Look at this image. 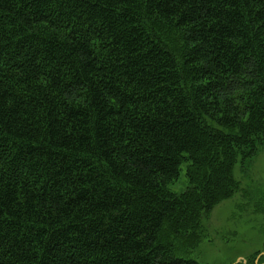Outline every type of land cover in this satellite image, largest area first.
Here are the masks:
<instances>
[{"label":"trees","instance_id":"1","mask_svg":"<svg viewBox=\"0 0 264 264\" xmlns=\"http://www.w3.org/2000/svg\"><path fill=\"white\" fill-rule=\"evenodd\" d=\"M263 146L264 0H0V264H200Z\"/></svg>","mask_w":264,"mask_h":264},{"label":"rangeland","instance_id":"2","mask_svg":"<svg viewBox=\"0 0 264 264\" xmlns=\"http://www.w3.org/2000/svg\"><path fill=\"white\" fill-rule=\"evenodd\" d=\"M185 166L168 188L180 193L188 184ZM239 188L203 218L201 241L190 254L200 264H264V146L233 167ZM256 253V254H255Z\"/></svg>","mask_w":264,"mask_h":264}]
</instances>
